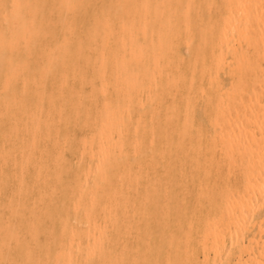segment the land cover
<instances>
[{
	"label": "bare ground",
	"instance_id": "bare-ground-1",
	"mask_svg": "<svg viewBox=\"0 0 264 264\" xmlns=\"http://www.w3.org/2000/svg\"><path fill=\"white\" fill-rule=\"evenodd\" d=\"M255 228L264 0H0V264H241Z\"/></svg>",
	"mask_w": 264,
	"mask_h": 264
},
{
	"label": "rangeland",
	"instance_id": "rangeland-1",
	"mask_svg": "<svg viewBox=\"0 0 264 264\" xmlns=\"http://www.w3.org/2000/svg\"><path fill=\"white\" fill-rule=\"evenodd\" d=\"M191 190V191H190ZM193 190H194V187L191 185V183L190 182H188L187 183V189H186V193H185V200H184V205H186V206H190V207H192L193 205H194V198H193ZM191 198V199H190ZM191 200V201H190ZM188 202H189V204H188ZM191 203H192V205H191ZM198 214V213H197ZM197 214L196 215H194V217L193 218H195V220H197L198 218H197ZM197 222V221H196ZM195 222V223H196ZM257 231V232H256ZM258 232H259V234H258ZM254 236H253V238H252V240L251 241H248V237L247 236H245V238H244V244H245V249H243L244 251H242V253L244 254H242V258H241V260H242V262L243 263H241V264H245L244 262H246V264H260V262H261V264H264L263 262H264V256H262L261 257V255L262 254H260L261 252L263 253V251H264V248H262L264 245H262V242H261V239H262V237H263V240H264V230L262 229V230H258V228H255L254 229ZM256 235V236H255ZM261 235H262V237H261ZM257 236H258V238L260 237L261 239H257ZM228 238V237H227ZM257 239V240H256ZM262 240V241H263ZM229 241V238L227 239V242ZM248 241V242H247ZM258 241V242H257ZM260 241V242H259ZM256 242V244H254ZM253 244L252 246L251 245H249V244ZM259 243V244H258ZM194 244H195V242H194ZM258 244V245H257ZM264 244V243H263ZM247 245H249L250 246V251L248 252V249L246 250V246ZM195 246H196V244H195ZM262 246V247H261ZM248 247V246H247ZM253 247H255V249L253 248ZM257 248V249H256ZM262 248V249H261ZM254 249V250H253ZM197 250V251H196ZM196 250H195V255H198V257H197V259H198V262L200 261V263L201 262H205V260H207L208 258L209 259H211V254L209 255V257L207 256V257H205L204 255V257L202 256V254H203V252H202V250H201V246H198L197 245V247H196ZM252 250V251H251ZM258 250V251H257ZM248 253H249V257H252V259H249L248 258ZM247 254V255H246ZM251 254H252V256H251ZM256 254H257V256H256ZM259 254H260V256H259ZM264 254V253H263ZM200 255V256H199ZM247 256V257H246ZM202 257L204 258L203 260H202ZM247 259L246 261H245V258ZM256 257H259L258 259H255ZM261 258H262V261H261ZM254 259V260H253ZM244 260V261H243ZM250 260V261H249ZM252 260V261H251ZM255 260H259L258 262L259 263H257V261H255ZM249 263H248V262ZM253 261H255V262H253Z\"/></svg>",
	"mask_w": 264,
	"mask_h": 264
}]
</instances>
